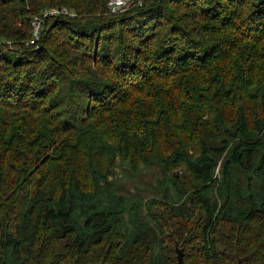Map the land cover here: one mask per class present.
I'll list each match as a JSON object with an SVG mask.
<instances>
[{"label":"trees","instance_id":"trees-1","mask_svg":"<svg viewBox=\"0 0 264 264\" xmlns=\"http://www.w3.org/2000/svg\"><path fill=\"white\" fill-rule=\"evenodd\" d=\"M108 1L0 0V264H179L176 248L184 264H264V0H147L93 28L78 19ZM50 6L78 18H46L31 50L30 17ZM62 24L67 40L49 39ZM60 43L91 77H74ZM163 81L158 105L144 102ZM118 107L109 140L98 127ZM114 153L157 163L159 197L117 192ZM180 166L190 183L167 173Z\"/></svg>","mask_w":264,"mask_h":264},{"label":"rangeland","instance_id":"rangeland-1","mask_svg":"<svg viewBox=\"0 0 264 264\" xmlns=\"http://www.w3.org/2000/svg\"><path fill=\"white\" fill-rule=\"evenodd\" d=\"M232 3V0H226L227 3ZM235 2L234 7L229 8V10L231 9H235L236 5H237V0H233ZM246 1H254V0H246ZM146 2L147 0H109L108 3L106 4V6L102 7L103 9H100L98 11H96L93 14L90 15H80V17L78 18V14L76 13V11L70 9L67 6H50L49 8H66L68 9L70 12H72V15L69 14H60L59 16H68V17H77L78 19H83V22H87L89 24H87V26H89L90 28L94 27V24L101 20L102 18L105 19L107 16L109 15H114V14H120V13H124L125 14V18H128L130 16V13H128L127 10H131L130 12L134 11H138L139 8H143L144 10H146L145 6H146ZM222 8V7H221ZM219 8V9H221ZM225 8H228V6H225ZM228 12V9H226ZM46 11V9L42 10L41 13L32 15L30 18V25H31V36L30 38L27 40L26 42V47H30L32 45H35V48H32L31 50H40L43 46L42 43V36H43V30H44V24L46 21V18L50 17V14H44ZM221 12V10H220ZM241 13V11H240ZM244 13V12H243ZM40 17L42 20V30H41V34L38 40H36L34 43L31 42L32 36H33V26H32V19L34 17ZM65 30L64 31H58V32H53V34L51 35V37L49 39H55L57 37V39L63 40L65 39V41L67 40L66 36H67V28L65 27V24L61 25ZM213 34L216 35V33H213L210 35L211 38H213L214 41H217L219 39L225 40L228 39V37H230L231 35H216L217 37H213ZM234 36H231V39H233ZM60 41L56 42L59 44ZM7 44V43H6ZM57 44V49L60 52L61 50H63L64 54L66 55L67 58V62L69 63L68 67L71 68L74 71V77H76V72L78 70L81 69V72L83 71V73H81L80 77L83 78H88L91 77V73L86 70L88 68L87 64L83 67V66H76L73 65L72 63V55L69 53H65L64 49H70V47H68V45L66 46L63 43H60L61 45ZM10 45V44H9ZM52 45V44H51ZM11 50L15 49V46L13 47H9ZM7 50V49H6ZM22 52H19V54H21ZM224 53V51H223ZM221 57H223V55L221 54ZM238 59V58H237ZM71 61V62H70ZM235 58L230 57L229 55H227V57H225L224 60H219L218 63L224 64V65H230V62H234ZM92 67L97 68L98 67L91 65ZM86 68V69H85ZM204 70V68L202 69ZM155 71V70H154ZM159 71V70H158ZM198 72V73H197ZM203 71H199L198 68H195L194 70V74H202ZM188 77V76H187ZM113 80V79H112ZM190 78H187V81H181L179 83L176 84V86H179L178 88H182V84H184L185 82H187V84H189ZM164 85V81L160 84V83H155L154 85H151L152 87H146V89H149V92L146 91V94L148 97L144 98V102L149 101L151 106H154L155 104L158 105V101H159V97L160 94H162L163 91H159L158 89ZM167 86V85H165ZM241 97V95H239ZM140 99V96H137L135 98H133L131 101H133L135 103V105L138 103V100ZM175 104L178 103V101H180L182 98V96L180 94H177L175 96ZM241 100H243V97L241 98ZM89 102V101H88ZM87 102V103H88ZM226 103H224V101H222V108H225ZM224 106V107H223ZM122 107H118L117 109L113 110L112 113L110 115H112V117H108V122H104L103 124L99 125V130H101L102 132H109L108 129L109 127H111V135L109 136L107 134V138H109V140H114V136L116 134V130L118 129L119 125H122L126 119H123L125 116H123L125 114V110L121 111ZM227 108V107H226ZM231 108V107H230ZM145 109V108H144ZM231 110V109H229ZM145 116L146 119L147 118H152L153 116H156L155 112L152 113L151 110H142L141 111ZM151 115V117L149 116ZM113 117H115V119H113ZM174 121V118L170 117V119L165 118V120H162L161 122H167L166 127L163 128L164 133H162V137L160 138V140H158V145L160 146L162 145L164 135L167 134L168 132V127H171L172 121ZM122 123V124H119ZM125 125V124H124ZM124 127V126H123ZM173 127V126H172ZM107 130V131H106ZM161 133V131H159ZM170 135V131L168 132V136ZM115 157H111L112 160L114 159L113 162V172L112 175H110V179L113 180V187L117 190V192H119L120 194H127V193H135L138 192L140 195H143L145 197H159V194L162 193V187L160 186L159 182L161 181V179L164 177V171L163 169H161V167L157 164V163H153L150 161L145 162L144 160H139L135 165V167L132 166V162H130L128 159H125L124 157H121L119 154L114 153ZM104 161V158H101ZM221 160L222 158L219 159V164L217 167V174L219 175V171H220V167H221ZM167 173L171 174L172 176H175L176 178L180 179L182 182H189L190 178L192 177V175L187 171V169L184 166H180V167H174L171 168L169 171H167ZM246 178V174L242 173L240 175V182L241 185H243L244 183V179ZM190 183V182H189ZM214 198H218L217 194L214 193Z\"/></svg>","mask_w":264,"mask_h":264},{"label":"built area","instance_id":"built-area-1","mask_svg":"<svg viewBox=\"0 0 264 264\" xmlns=\"http://www.w3.org/2000/svg\"><path fill=\"white\" fill-rule=\"evenodd\" d=\"M45 13L44 14H50L51 16L52 15H60V14H69V15H72L73 13L70 12L68 9L66 8H62V9H59V8H47L46 11H44ZM32 23V26H33V36H32V39H31V42L34 43L36 40L39 39L40 37V34H41V30H42V20L40 17L36 16L32 19L31 21Z\"/></svg>","mask_w":264,"mask_h":264},{"label":"water","instance_id":"water-1","mask_svg":"<svg viewBox=\"0 0 264 264\" xmlns=\"http://www.w3.org/2000/svg\"><path fill=\"white\" fill-rule=\"evenodd\" d=\"M176 252H177V260L179 264H184V260H183V249L182 248H176Z\"/></svg>","mask_w":264,"mask_h":264}]
</instances>
